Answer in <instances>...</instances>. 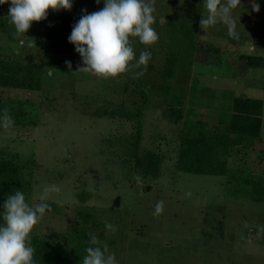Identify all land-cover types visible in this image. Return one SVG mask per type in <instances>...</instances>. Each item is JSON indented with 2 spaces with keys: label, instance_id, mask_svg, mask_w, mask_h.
Segmentation results:
<instances>
[{
  "label": "rangeland",
  "instance_id": "obj_1",
  "mask_svg": "<svg viewBox=\"0 0 264 264\" xmlns=\"http://www.w3.org/2000/svg\"><path fill=\"white\" fill-rule=\"evenodd\" d=\"M154 2L158 40L145 45L130 38L137 59L142 50L151 52L146 69L133 61L127 72L108 78L80 70L79 53L44 47L49 14L82 16L85 9L103 8V0L50 8L19 35L8 17L10 0L0 4V60L40 81L38 90L0 87V111L7 109L14 119L8 129L0 127V158L19 164L33 207L45 186L61 188L51 194V210L30 238L73 251L75 230L84 227L119 264H264V200H248L245 187L241 195L226 197L222 176L175 170L180 139L226 129L234 97L263 102L264 139V69L248 68L241 59L264 57V0H240L232 35L222 23L204 32L203 0ZM171 110H179L180 118ZM138 123L139 152L161 157L158 178L133 168L129 153ZM263 142L259 151L227 155L239 183L255 178L264 188ZM161 200L163 211L155 214Z\"/></svg>",
  "mask_w": 264,
  "mask_h": 264
},
{
  "label": "clouds",
  "instance_id": "obj_2",
  "mask_svg": "<svg viewBox=\"0 0 264 264\" xmlns=\"http://www.w3.org/2000/svg\"><path fill=\"white\" fill-rule=\"evenodd\" d=\"M6 2L0 0V4ZM72 3L73 0H10L8 17L17 35L26 34L33 21L47 17L48 9H71ZM103 3L104 7L97 11L88 13L85 9V14L74 24L68 37L82 58L84 66L80 70L108 78L127 72L133 61L136 68L144 66L146 69L151 52L142 50L137 59L130 38L137 37L145 45L158 40V33L153 27L154 0H103ZM203 3L207 15H202L200 25L205 33L209 27L222 23L227 26L230 35L235 34L237 24L232 13L240 0H203ZM255 8L258 10L259 5L256 4ZM66 63L70 68L71 61ZM142 74V71L135 73L136 76ZM13 124L14 119L8 110L0 111V127L8 129ZM60 191L57 184L45 186L39 196L40 202L34 207L20 189L7 195L0 206V264H37L30 234L46 210H51L48 202L51 194ZM163 207L164 201H158L155 214L161 213ZM105 227L116 230L111 223ZM85 253L82 264H119L116 254L108 252L107 246L102 245L94 233H89Z\"/></svg>",
  "mask_w": 264,
  "mask_h": 264
},
{
  "label": "trees",
  "instance_id": "obj_3",
  "mask_svg": "<svg viewBox=\"0 0 264 264\" xmlns=\"http://www.w3.org/2000/svg\"><path fill=\"white\" fill-rule=\"evenodd\" d=\"M80 17L59 12L49 14L45 50L51 53H78L75 50V45L69 42L68 37L72 27ZM241 59L248 68L264 69L263 56L246 54L241 56ZM17 86L23 89L38 90L40 87L39 76L34 79V75L30 74L29 71L20 72L17 64L0 60V87ZM262 108L263 102L260 99L247 96L232 98L231 115L226 129L214 128L206 133L183 136L180 139L175 170L197 175L222 176L226 197L241 195V189L245 187L243 196L247 197L248 200L263 201L264 188L262 182L252 178L239 183L238 178L229 169L227 162V155L231 151L241 154L254 151L255 148L258 149V145L261 143ZM172 112L176 113L179 118L182 114L179 110H171ZM124 116L130 115L124 114ZM132 137L129 156L133 168L140 172L143 177L158 178L160 176L161 157L151 151L139 152L140 123L137 124ZM26 185L21 176L19 164L10 159L0 158V206L3 205L8 194L17 189L24 192ZM144 188L149 189V186H144ZM89 215L87 214L88 217ZM75 231L77 232V244L73 251L65 250L58 245H51L44 238L33 235L30 238V243L35 248L37 264H82L86 254L85 249L88 246L89 233L92 232L84 227Z\"/></svg>",
  "mask_w": 264,
  "mask_h": 264
},
{
  "label": "crops",
  "instance_id": "obj_4",
  "mask_svg": "<svg viewBox=\"0 0 264 264\" xmlns=\"http://www.w3.org/2000/svg\"><path fill=\"white\" fill-rule=\"evenodd\" d=\"M251 98H252V97H251ZM231 100H232V99H231ZM228 115H229V113H228ZM227 117L229 118V116H227ZM261 127H262V123H261ZM260 132H261V128H260ZM260 141H262V142L264 141V139H263V138L261 139V133H260ZM262 142H261V143H262ZM263 144H264V142H263ZM256 151H258V149H257V148H255V150H254V151H250V152H251V153H253V152H256Z\"/></svg>",
  "mask_w": 264,
  "mask_h": 264
}]
</instances>
